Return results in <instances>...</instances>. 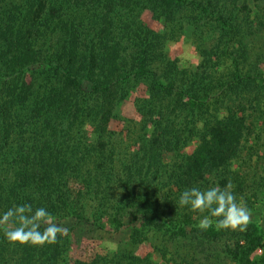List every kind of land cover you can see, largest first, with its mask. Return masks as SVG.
<instances>
[{
    "label": "trees",
    "instance_id": "16d2710c",
    "mask_svg": "<svg viewBox=\"0 0 264 264\" xmlns=\"http://www.w3.org/2000/svg\"><path fill=\"white\" fill-rule=\"evenodd\" d=\"M185 10L199 71L175 86L163 38L140 14L171 26ZM224 57L229 69L217 73ZM262 62L264 0H0V214L27 203L69 230L44 246L11 245L0 231V264H162L153 253L174 264H264L255 222L203 232L199 214L177 203L185 189L229 182L250 202L239 157ZM139 84L137 132L109 129ZM85 232L113 249L70 258ZM149 239L160 247L138 257Z\"/></svg>",
    "mask_w": 264,
    "mask_h": 264
},
{
    "label": "rangeland",
    "instance_id": "374dc122",
    "mask_svg": "<svg viewBox=\"0 0 264 264\" xmlns=\"http://www.w3.org/2000/svg\"><path fill=\"white\" fill-rule=\"evenodd\" d=\"M251 4L252 0H249V7H251ZM185 12L186 14L182 15V17L177 16V18L174 19L175 24L173 23L171 26H162L161 22L155 20L148 11H142L140 14L141 21L154 32H158L163 38L160 49L165 61L168 60L175 65L173 73L171 74L175 86L180 85L182 81L181 76H190L199 71L196 67L198 63H200L197 50L200 36L198 32L194 33V31L186 25L190 17L187 18V14L189 13L187 10H185ZM248 15L250 19H253V13L250 12ZM253 21V23H255L254 19ZM207 28L208 27H206V29ZM228 59L225 57L223 58V61L216 67L217 73H224L225 68L227 70L229 69ZM251 59L250 57L249 60ZM259 68L264 72V62L259 65ZM217 73H215V75ZM144 89L145 86L139 84L137 88L130 92V95L121 102L118 108L119 110L117 111L118 118L111 120L109 129L119 132L124 131L127 127V130H135V132H137L136 128H138V124H136V121L138 115L135 112L133 99L137 96L142 97ZM212 96L208 100L210 110L214 109L217 99L221 98L222 95L221 92H217ZM249 97H252V95L249 94ZM253 107L254 109H250L248 106L245 110L246 124H248L246 130L247 135L246 141L243 142L242 152L239 157L240 161L243 160V162H245V165L243 166V164L239 162V165L242 166L238 171L247 183V185H245L247 186L245 187L247 190L244 193L249 196L250 202H248L247 207L252 212V222H255L264 233V91H261L257 104H255V102L252 103V108ZM183 124L182 121L180 125L183 126ZM190 149H192V146H189L188 151ZM235 165L236 164L233 166ZM259 178H262L263 187L259 188V186H257L255 188L257 182L260 181ZM107 240L109 239L107 237L105 238V236L100 237L99 235H91L86 232L82 234L79 233V235L77 234L73 238L75 250H71L69 254L70 258H72V255L76 254L84 257L93 256L95 253L100 255L107 254L109 250L113 249V245L112 247L107 245ZM115 240L117 241V238H115ZM124 241L125 240L121 241L120 245L126 246ZM166 246L170 251L171 244L168 243ZM153 247L160 246L157 240L149 239V241L142 242L137 247L135 254H137L138 257H142L147 253L151 254L153 252ZM168 258V254L164 255L162 259L160 255L153 253L151 260L159 261L162 264H174V262L168 260Z\"/></svg>",
    "mask_w": 264,
    "mask_h": 264
},
{
    "label": "clouds",
    "instance_id": "9594fccd",
    "mask_svg": "<svg viewBox=\"0 0 264 264\" xmlns=\"http://www.w3.org/2000/svg\"><path fill=\"white\" fill-rule=\"evenodd\" d=\"M177 203L199 214L196 227L203 232L210 229L244 232L252 221L251 210L242 197L238 199L234 194L231 182L224 187L216 185L205 190L185 189ZM0 231L11 245L44 246L56 244L58 236H66L69 230L55 223L46 208L33 210L31 204L25 203L0 214Z\"/></svg>",
    "mask_w": 264,
    "mask_h": 264
}]
</instances>
